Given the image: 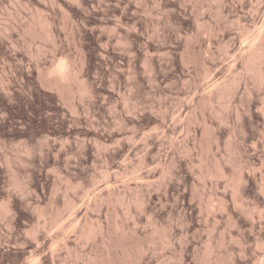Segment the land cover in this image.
I'll return each mask as SVG.
<instances>
[{
  "label": "rangeland",
  "instance_id": "374dc122",
  "mask_svg": "<svg viewBox=\"0 0 264 264\" xmlns=\"http://www.w3.org/2000/svg\"><path fill=\"white\" fill-rule=\"evenodd\" d=\"M263 22L264 0H0V264L28 263L26 253L36 241L27 230L28 226H35L38 221L27 218L34 210L28 202L31 197L41 198L40 210L43 214L38 213L39 209L34 212L36 216L39 215L36 226L42 231L43 225L40 224L43 219L53 216L58 210V226L55 224L51 229H46L48 234L55 235V243L52 241L53 244L45 245V252L47 254L49 249L60 247V264L82 262L76 254L87 249L81 236L83 234L80 235L84 233L80 231L85 220V215L81 214L83 211L87 212L91 218L89 224L93 223L94 227L108 229L114 222H122L125 228L131 230L133 215L129 217L126 214L127 217L123 213V205H120L123 199L120 196L133 195L134 198L137 190L139 192V188L136 190L133 184L140 177V168L136 163L143 154L152 160L151 152L154 167L160 171L170 164L175 173L172 174L173 178L171 174V178L166 174L163 180L157 176L151 187L147 186L152 192L164 193L162 196L159 194L163 203L151 208L148 213L142 212L144 220L141 226H147V233L151 232L150 215L152 218L154 216L162 231H169L170 221L180 222L185 210L180 208V202L173 199L175 192L166 193L163 181L172 179V184L177 185L178 182L179 187L183 188L181 172L197 170L203 154L201 146L190 144V151L182 152L180 145L182 140L191 143L194 137L202 138L200 131L193 133V127L202 131L204 126L199 116L201 106L197 105L193 110L189 108L185 114H180L179 110L182 106L196 104L200 96L209 95L211 87L215 86V91L222 80L231 83V77L236 79L232 85H236L239 79L243 80L238 82L241 86L248 83L255 90L264 87L254 74L245 72L241 67L236 70L232 67L241 58L236 44L246 43L240 34L242 27L246 25L251 28L249 31L256 36L254 33L259 30L255 31L254 28L257 26L256 29H259ZM192 46L195 49L189 50ZM148 50L147 54L145 51ZM55 54L76 60L82 89L73 93L71 101L74 109L66 100V92L47 85L44 80L43 72ZM117 90H120L119 94ZM245 95L243 104L236 103L242 108L238 107L241 113L234 116L240 153L233 155L235 152L232 149L234 153L225 149L227 145L222 147V156L233 167L236 163L233 164L231 160L236 156H242L240 160L243 162L247 161L252 152L250 145L256 140L258 145L253 152L264 161V149L259 143L264 139L261 137L264 136V124L257 123L251 116L252 111L246 102L249 98ZM258 98L264 102L263 95ZM221 101L217 98L212 101L216 107L222 106V111L219 109L211 113L213 124H208V127L219 126L227 131L232 122L227 123L220 118L226 113ZM131 104L137 109L128 111L127 105ZM133 122L135 126H132ZM146 128L149 131L147 139L146 135L142 136ZM130 130L135 132L136 141L143 138L136 147L126 139L113 143L105 152L100 148L99 141L108 142L116 131ZM48 134H55L60 145H56V148L47 146L44 138ZM85 134L95 136L97 141L90 137L83 143ZM225 136L222 137L223 143L227 139ZM171 140L174 141L171 151L176 157L181 155L186 166L179 167L175 161L163 162V151L169 149ZM23 143L34 146L36 154L25 159L23 153L17 151ZM55 149L61 152L57 153ZM128 151L129 157L122 162L120 154ZM134 152L143 154L139 156ZM228 153L233 156L229 157ZM209 155L208 159L211 157ZM116 163H121L122 168L117 170L118 173L113 169L108 174V167ZM109 177L119 181L117 187L107 184ZM195 177V190L208 191L203 181ZM113 186L118 188L114 196L121 193L120 199L114 196L115 199H111L104 193L113 190ZM131 186L135 187L136 193L130 189ZM187 188L192 192L191 197L196 195L190 186ZM226 189L230 191V188ZM168 193L169 196L165 198ZM196 196L192 197L195 201ZM70 198L76 203L67 202ZM89 201L93 206L87 207ZM7 206L12 210L6 211ZM62 222H66L64 228L61 227ZM226 222L223 221L213 234L217 237L222 233L226 236V244H237L236 239L229 238L233 227ZM205 225L203 241L212 237V224ZM74 233L79 235L75 237ZM157 234H152L155 242L148 244L151 248L152 245L156 247L150 251L158 254L152 253L160 258L158 261H163L166 260V243ZM152 235L149 233L148 237ZM78 237L82 239L79 243ZM66 242L69 243L68 247L64 245ZM225 256L223 254L226 261L230 259L229 254ZM229 261L231 263L232 259Z\"/></svg>",
  "mask_w": 264,
  "mask_h": 264
},
{
  "label": "bare ground",
  "instance_id": "6f19581e",
  "mask_svg": "<svg viewBox=\"0 0 264 264\" xmlns=\"http://www.w3.org/2000/svg\"><path fill=\"white\" fill-rule=\"evenodd\" d=\"M45 22L46 20H44V23ZM256 27L254 28V30L255 31L259 30V32L254 31L255 32L254 34L256 36H254L249 31V29L251 28H247L246 25L242 27L240 34L242 38L246 40L245 41L246 43L236 42L237 44L235 47L240 52L237 49H235V51L237 50L239 54L241 53L240 54L241 58H240V61L233 63L232 67L233 69L235 68V70L241 67L242 69L245 70V72L252 73V75L254 74L256 80L264 84V22L262 23V25H260L259 29H256ZM250 35H252L251 37L254 40L250 38ZM49 36L50 35H48V37ZM193 47L194 46H192V48L190 47L189 50L195 49ZM145 52H147L148 54L149 50ZM149 55H151V53ZM144 58L146 57H143V59ZM143 67H145V65ZM148 69L150 70V67ZM43 77L47 85L54 86L60 91L67 93L66 100H68V103L70 102L69 105L71 109H74L75 106L71 101L73 97V93L75 91L82 89L81 81L79 80V77L77 74L76 60L74 58H70V57L64 58L60 54H57V55L55 54L54 59L52 58L46 70L43 72ZM235 80H236L235 77H231V83L228 80L229 84H227L228 81H226L225 83L224 80H222L221 84L220 82L218 83L220 85L217 84L218 85L217 86L215 84L218 87V88L216 87L215 91L213 88L215 86H213L210 89L209 95L200 96L199 99H196L198 100L196 104L194 102L191 105H185V106H182L181 109L179 108L180 114L181 113L185 114V112L189 108L193 110L197 105L201 106L202 111L200 112L201 114L199 116H200V121L203 123L202 127L204 126L203 128H201L202 131L199 130L196 126L193 127V133H197L200 131L199 134H202V138L201 136H200V139L197 138L198 136L194 137L191 143H189L190 141L188 140L186 141L182 140V145H180V149L182 150V152H187V151H190V144L194 145V147L196 144H198L201 146L200 149H202V152H203V154H201L202 156L200 160L198 159L199 165H198L197 170L189 169V170H184L181 172L180 179L183 183V188L179 187L178 182H177V185L175 182H174L175 184H172L173 183L171 182L172 179H169L166 182L165 180L166 179L165 177L167 176L166 174L172 175L175 173L174 172L175 170L173 171L172 166H170L169 164L167 166L166 165L163 166L159 171L157 167H154L155 163L154 161H152L154 159L153 155H151L152 152L151 153L149 152L152 160H149L146 157V155H144L143 153L142 155L138 152L139 156L142 155L138 157V161L136 163L137 168H140L139 169L140 177H137L138 179H136V181L133 184L137 187V188L134 187L136 190L139 188V192L137 190V193L139 194L134 192L136 190L132 186H131L132 188H130L132 190L134 189L133 192L136 193L134 194L135 197L137 195L136 198L135 197L133 198L132 197L133 195H131L132 197L131 198L129 196L131 193L128 194L129 197H126L127 195H125L123 198V196L122 197L120 196L121 195V193L119 192L120 190L118 191L120 193L117 195L118 197L114 196L117 194L116 191L118 188L116 189L115 186L117 185V182L119 181L115 179L114 177L112 178L109 177L107 184H115V186H113L115 189L113 188V190H106L104 193L111 199L114 197L118 199L121 198V200L123 199L121 201L122 203L120 204V205H123V210L122 209L121 210L123 211L125 215L126 214L128 216L130 214H131L130 216L133 215L131 217L133 218L132 220L133 228H131V230L125 228L124 227L125 224L123 225L122 222L121 223L114 222L113 224L111 223L112 226L108 229L107 228L103 229V226L94 227V225H92L93 223L89 224L91 222V218L87 216V212L86 211L81 212V214L85 215L84 216L85 220L84 222H82V225H81L82 227L80 228L81 229L80 231L84 233H80V235L83 234L81 236L84 238V241H85L84 243L86 246L85 248L87 249L84 248L86 252H83L82 250H81L82 252H79V253L77 252L76 256L80 257L82 261L81 262L77 260V262H81V264H264V167H263L264 161L260 155L255 154V152H253V150L255 151V149H257L256 148V146L258 145L256 142L257 140L252 141V144L250 145L252 147L251 149L252 152L249 153L250 155L247 161L245 162L240 160L242 156L241 158L236 156L235 159L237 161L235 159H232V160L230 159L233 164L236 163L235 166L233 167L231 166V164H228L230 161L226 157L222 156V151H223L222 147H226V145L227 147L225 149L227 148L229 150L232 149L235 152V154L233 155H236V153L238 154L240 153L241 149L239 148V145L237 144L238 143L237 142L238 141V131H237V126L234 123V116H237L241 113L239 110L240 107L236 103L239 102V104L240 103L243 104L244 102L243 96L245 95L244 92H246L245 96L248 95L247 98H249V99H246V102L252 111L251 116L255 118L257 123L264 124V102L261 101V98L260 99L258 98L260 95L264 96V87L259 90H255L253 87L249 86L248 83H244V82H243L244 84H242L243 86H241L239 83L243 80L240 81L239 79L237 80L239 83L237 82L236 85L235 83L232 85V82H234ZM117 89H119V87ZM119 92L117 90L118 94ZM242 94L244 95L242 96ZM216 98L218 100L220 99L223 100L221 101V105L224 104L227 110V111L225 110L226 113L224 114V116L222 115V117L220 118H223L224 120H226L227 123L232 122L231 127H229L227 131L222 130V128L219 126L212 128L213 126L211 125L210 127H208V124H213L212 117L210 116L211 113L218 112L219 109L220 110L222 109V106L221 108L220 106L218 108L216 107L214 103L213 104L215 106H213L212 101H214V99L216 100ZM122 99H125V98L123 97ZM207 105H209V107ZM127 106H129L128 111H134L135 108L137 109V106L135 107L134 104L127 105ZM207 107L208 109H205ZM195 119H196V116H195ZM223 119H220V120L223 121ZM121 122H123L122 119H121ZM132 126H135L134 122ZM120 127L121 129L123 128L122 126ZM131 129H133V127H131ZM263 132H264V129H263ZM115 133L116 134L110 141L108 142L99 141L100 142L99 146L100 148L103 149V152H105L106 148L110 147L113 143L115 144V143L121 142L122 140L127 139L131 141L134 147H136L137 144H139L138 141L140 140L139 142H142V139H143L141 138L138 141H136L138 138L136 137L135 132L133 130L126 131V132L116 131ZM143 133L144 134H142V136L146 135V139H147V136H148L147 133H149L148 129L146 128L145 131H143ZM262 133L261 135H263ZM223 135H227V137L226 136L225 137L228 139V140L226 139L227 141L225 140L224 143L222 141ZM56 137L57 136H55V134H48L47 136H45L44 141L46 142V145L53 146V147L58 145L59 138H56ZM90 137L93 138L94 141H97L95 136L85 134L84 139H82V142L85 143L86 139H89ZM261 137H264V136H261ZM259 141H260L259 142L260 145L264 149V139L259 140ZM144 143H146V141ZM173 145H174V141L171 140L169 149L166 148V150L163 151L164 152L163 162L165 163L167 161L169 162L175 161V163L179 167L186 166L187 163L185 162L184 158L181 155L179 157H176L174 153L171 151L170 148H173ZM133 150H136V148H134ZM232 150H231V153H234L232 152ZM17 151L23 153L25 159L27 157L33 156L37 152L36 148L28 143H23L19 145L17 148ZM55 151L57 153L61 152L60 149H55ZM136 152L134 153L136 154ZM156 154L158 155V153ZM228 154L230 157L231 154L230 153ZM129 155H130V151L120 154L122 162L124 161L126 162V159L129 157ZM208 155L211 156L210 157L211 159L210 158L208 159ZM159 159H162V158H159ZM225 160L229 162H226ZM234 160L236 162H234ZM119 164L121 163H116L114 164V166L108 167L106 172L109 174L114 169L118 173L117 170L122 168L121 165ZM124 167L127 169V166L124 165ZM171 175H169L170 178H171ZM157 176H160L162 180H163V177L165 176L164 177L165 179L163 182L165 183L164 185H165L166 193L175 192L176 193L175 197L177 195L178 199L177 198L175 199L174 196H173L174 197L173 199L176 200L178 203L179 202L181 203L180 204L181 207L180 206H177V207H180L181 209L183 208V211L185 210L184 212L180 210V212L181 211L183 212V215L181 217L182 220L180 221L179 219L180 222L173 223L170 221L169 226H168L169 231H166V230L162 231L160 229L161 226L158 227L159 225H157L156 221L154 220L155 219L154 216L153 218H152V215H150L151 216L150 218L148 216L149 220L151 219L149 222L150 225L147 223L149 226H151L150 227L151 232L149 233H151V235L152 234L156 235V233H159L160 235L159 234L157 235H159V237L161 236L163 240L165 241L164 243H166V260H163V261L162 260L158 261L160 258L158 259L157 257L154 256L156 254H154L153 250H155L156 247L152 245V248H151L148 244V242L149 243L155 242L153 241L154 240L153 235L152 237L151 236L148 237L149 235V233H147L148 228L147 229L145 228L147 226L144 227L143 224H142L143 227L141 226V223L144 220L142 219L143 218L142 212L148 213L149 212L148 210H151V208H155L157 205L160 206V204L163 203L161 196L164 193L162 195L159 193L161 195L160 196L159 194H157L158 192L157 193L152 192L151 190H148L150 188H147V186L151 187L150 185H152L153 182H155L154 180H156ZM195 176L199 177L200 180L203 181V184L205 185V187L208 188V191L206 192L202 190L200 192L196 191L197 190L196 189L197 179ZM173 177L174 176L172 175V178ZM128 186L130 187V185ZM187 186H190L191 191H194L196 193L197 196L193 194L197 198L196 201L192 199V197L194 196L191 197L192 192L189 191L190 189L188 190ZM129 187L127 188L129 189ZM144 188L146 189L147 193H145L146 191ZM226 188H230V191L228 192ZM124 193L125 192H123V195ZM169 194L170 193H168V195L165 194L166 195V196L164 195L165 198H167ZM118 199L116 200L119 201ZM72 201L73 203H76L73 198L67 202L72 203ZM28 202H30L29 204L30 206L32 205V208H34V210L27 216V218L31 221H37V220L39 221V218H38L39 215L37 214L38 216H36L35 212H38L37 209L39 210L41 209L40 208L41 198L39 196L37 198L31 197V198H28ZM171 204H174V203H170V205ZM90 205L93 206L91 202L89 201V203H87V207H89ZM211 205H213V208H210ZM163 208L165 209L164 206ZM137 209H139V211ZM160 209L162 208L160 207ZM10 210H12V207L7 206L6 211H10ZM56 211H57L56 214H58V210ZM100 211L97 214H99ZM41 212L43 214V211L41 210L38 213H41ZM56 214H54L53 216H50L49 218L47 217L48 219L47 218L45 220L43 219V223L40 225H43L42 227L45 232L42 231V229L39 228V226H36L38 225V221L36 225L34 224L35 226H32V225H31L32 227L28 226L30 229L28 228L27 231L30 230V232L34 236L36 243L31 244L30 246L31 249H29L26 253V258L28 259L27 264H60L58 263L60 261V260L58 261V257H60L59 251L62 250L60 247L57 248L56 246V248L49 249L47 254L45 252V245H48L49 243L50 244L55 243L54 242L56 238L55 235L48 234L46 232V229L47 230L51 229L52 226L55 225L59 221L58 220L59 218H57L58 215ZM223 221L225 222L227 221L228 223L227 222L226 223L233 227L232 231L229 233L230 235L229 238L233 237L234 239H236L235 242L237 244L235 243L234 245L233 244L228 245V243L226 244V236L222 233L218 234L217 237L214 236L213 233L219 230L218 228ZM65 223L64 222L61 223L62 228H64L63 226L65 225ZM209 223L212 224L211 225L212 226V229H211L212 237L209 236V238L206 241H203V235H202L203 227L206 226L205 224H209ZM181 224L185 225V226L183 225L184 228L181 226ZM78 235L74 233L73 236L76 237ZM75 237H72V238L76 239ZM80 237L77 238L78 243H79ZM96 237H98V241H96ZM162 241L160 242V244L162 243ZM77 242H75V245L77 244ZM66 244H64L65 247H68L69 243L67 245ZM150 249H153V250L150 251ZM223 254L224 256L226 254L227 255L229 254L230 255L229 260L232 259V262L230 263L228 259L226 261V259L223 258Z\"/></svg>",
  "mask_w": 264,
  "mask_h": 264
}]
</instances>
